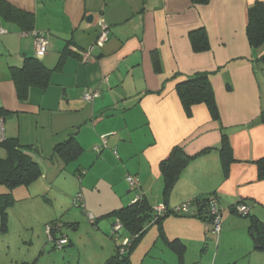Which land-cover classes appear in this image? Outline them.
I'll use <instances>...</instances> for the list:
<instances>
[{"label":"crops","instance_id":"0c3cea01","mask_svg":"<svg viewBox=\"0 0 264 264\" xmlns=\"http://www.w3.org/2000/svg\"><path fill=\"white\" fill-rule=\"evenodd\" d=\"M7 1L32 14L31 30L47 33L49 49L42 61L57 69L47 89L30 88L28 98L21 100L10 78L11 67L35 56L33 35L0 17V108L6 138L32 145L27 152L39 162L37 143L55 148L75 133L84 151L87 145L92 147L91 164L110 169L102 172L111 176L114 186L109 212L131 204L138 194L153 207L169 208L215 195L222 207L217 235L210 221L188 214L167 215L147 229L152 227L153 234L166 242L179 238L185 252L194 241L203 242L205 251H210V240L216 242L213 264L242 259L264 264V249L257 248L251 226L255 218L264 222V175L260 177L257 165L264 159V46L252 47L246 31L248 8L257 0ZM104 25L107 40L97 46ZM197 31H205L209 49H194L191 35ZM88 50L91 55L85 61L83 53ZM198 72L211 75L220 120L211 118L205 103L192 106L190 114L183 107L177 84ZM95 91L99 93L93 100L84 99ZM41 127H47L42 138L36 134ZM223 133L232 151L227 170L220 154ZM176 145L194 158L165 194L160 164ZM53 153L54 149L45 159L56 161L60 172L66 165L59 158L51 160ZM78 169L86 171L81 164ZM128 174L138 178L137 187L131 188ZM89 193L84 190V205L93 210ZM241 202L249 208L247 216L236 210ZM198 209L192 206V211ZM59 230L54 234L58 236ZM125 230H120L123 237L130 234ZM63 235L73 244L68 234ZM115 248L110 255L106 252L107 258Z\"/></svg>","mask_w":264,"mask_h":264},{"label":"rangeland","instance_id":"374dc122","mask_svg":"<svg viewBox=\"0 0 264 264\" xmlns=\"http://www.w3.org/2000/svg\"><path fill=\"white\" fill-rule=\"evenodd\" d=\"M46 129L47 127L38 128L36 134L42 138V131ZM37 145L41 150L42 160L39 162L43 173L32 186H18L13 192L16 202L7 211L6 230L0 217V264H103L116 243L123 242L121 233L120 238L115 239L111 232L116 218L109 214L108 207L114 186L109 180L111 176L102 173L105 171L107 174L110 169L91 164L90 159L95 153L87 145L78 159L69 162L62 171L57 172L56 161L49 162L45 159V156L53 152V147ZM4 153L0 147V156ZM80 164L86 170L81 180L74 172ZM100 173L103 178H100ZM114 174L118 177L119 172ZM0 188L7 191L6 186L0 184ZM84 190L90 192L88 196L94 204L93 210L81 208L74 202L76 196L83 194ZM89 215L95 216L94 221ZM52 220H57L60 228L58 236L68 234L73 239V244H66L64 248L53 246L54 241L47 234V225ZM151 229L152 227L147 229L131 251L134 264H202L205 256L211 258H208L209 262L206 264L214 263L217 256L216 242L209 241L210 251L204 250L206 245L203 242H192L184 254L185 262L181 263L180 255L165 239L155 236ZM108 251L110 252L107 255ZM247 262L248 260L242 259L238 263H234V260L230 263L249 264Z\"/></svg>","mask_w":264,"mask_h":264},{"label":"trees","instance_id":"16d2710c","mask_svg":"<svg viewBox=\"0 0 264 264\" xmlns=\"http://www.w3.org/2000/svg\"><path fill=\"white\" fill-rule=\"evenodd\" d=\"M192 1L195 4H206L209 2V0ZM247 16L248 21L246 31L249 40L248 43L254 48H260L264 46V0H257L256 3L249 6ZM0 17L6 21L18 24L21 26L23 32L32 29L30 28L33 22L32 14L10 5L7 0H0ZM191 39L192 46L196 51L207 50L210 47L208 36L205 31L192 33ZM261 59L264 61V54ZM56 69L57 68H48L43 64L42 59L37 58L36 55L26 56L20 67H11L10 78H12L15 83V90H17L19 98L21 100H26L30 88L47 89L46 87L51 84V75ZM210 80L211 75L208 72H198L191 77H188L186 80L178 82L177 92L182 101L183 107L188 114L191 113L192 106L195 104L205 103L210 110L211 118L220 120L219 106H217L216 94H214L215 90ZM2 114L3 110L0 108V116H3ZM74 135L75 133H72L69 135L70 137L68 139L55 145V148H53L54 153L50 157L51 160L52 158H59L65 165H67L69 162L78 159L84 149ZM228 140V135L223 133L220 154L223 161L222 166H224L225 170L228 169V165L232 159V151ZM0 146L6 151L5 156H0V184L7 187L6 192H0V217L2 221L1 224L6 230L8 217L7 211L9 207L16 202V199H14V190L18 186L27 187L32 185L33 182L42 176L43 170L40 162L33 159V157L27 152L32 148V145H22L18 138H6L0 143ZM207 151H209V149L204 150L203 152ZM193 158L194 156H188L182 147L176 145L170 155L162 160L160 169L164 177L163 181H165V190L163 193L168 194V192L171 191L174 183L178 180V176L183 167H185ZM257 165H259L260 177H263L264 159L259 160ZM75 172L79 178L85 173L82 169H78ZM209 197L210 195L193 200L192 204L199 207L198 210L201 213L192 211L188 215L201 216L212 223V216L209 212ZM169 209V212L159 216L155 212L154 207L151 206L147 197L141 196L129 205L111 211L109 214L120 220L123 226L122 228L130 233L129 236L126 237H129L131 242H129L130 245L124 252L121 251L123 245L121 243H116L115 254L107 258L103 264H132L130 259L131 251L136 246L137 242L140 241L150 223L153 221L159 222L170 214H183L172 212L173 207ZM56 221L57 220H53L48 223V225L52 227L50 233L52 238L49 239L54 241L53 246L58 248L56 240H59L65 235L57 237V235L54 234V230L57 228ZM251 226L252 231H254L255 237L257 238V248L260 250L264 249V222L255 218L253 219V225ZM120 233L121 231L119 232L118 238H120ZM126 237H123V240ZM167 242L169 246L180 255V257L183 256L186 251V245L180 241L179 238H174ZM68 244H70L69 238L67 245ZM64 247L65 246L63 245L62 248Z\"/></svg>","mask_w":264,"mask_h":264},{"label":"built area","instance_id":"2783aa9c","mask_svg":"<svg viewBox=\"0 0 264 264\" xmlns=\"http://www.w3.org/2000/svg\"><path fill=\"white\" fill-rule=\"evenodd\" d=\"M6 29H1V33L6 32ZM108 29L107 27L104 25L103 26V30L100 33L99 37H97L96 43L95 45L97 46H102L104 44V42L107 40V36H108ZM24 34H31L33 35V40L35 43V55L37 58L42 59L46 54L47 51L49 49V38L48 35L45 31H41V30H30V31H24ZM91 55V50L85 51L83 53V58L85 61H88ZM98 91L95 92H88L84 95V99L86 100H93L94 97H96L98 95ZM5 122H4V118L2 116H0V143L3 142L6 138V133H5ZM105 141V140H104ZM127 181L129 182L131 188L137 187L139 185V180L136 176H133L131 174H128L126 176ZM82 193H79L74 202L77 206H81L85 207L84 205V198L82 196ZM141 197L140 194L137 195L135 201L137 199H139ZM219 200L217 199V197L215 195H210L209 197V212L212 216V230L214 233H220L221 231V222H222V218H221V205L218 203ZM193 202L191 201H186L183 203H180L179 205L173 207V211L174 213L178 212V213H183V214H189L190 212H192V206L194 204H192ZM155 212L159 215L162 216L164 214H166L167 212H169V208L166 205L163 204H158L155 205L154 207ZM236 210L242 214V215H247L249 213V208L246 204L244 203H240L236 206ZM89 218L94 221L95 217L93 215H89ZM47 234L49 236V238L51 239V226L47 225ZM57 227L59 228V226L57 225ZM122 223L120 222V220H117L114 225H113V229H112V235L115 236V239H118L119 237V230L122 229ZM57 242V247L58 248H62L63 245L68 243V238L67 236H63L62 238H60L59 240H56ZM131 239L129 237H126L123 242H121V244L123 245L121 251L124 252L127 247L130 245Z\"/></svg>","mask_w":264,"mask_h":264},{"label":"water","instance_id":"95a60500","mask_svg":"<svg viewBox=\"0 0 264 264\" xmlns=\"http://www.w3.org/2000/svg\"><path fill=\"white\" fill-rule=\"evenodd\" d=\"M91 18H92V16H88V19H91ZM252 234L254 235V238L257 241V238L255 237V233L253 232Z\"/></svg>","mask_w":264,"mask_h":264}]
</instances>
